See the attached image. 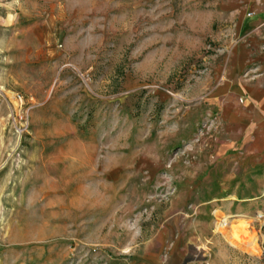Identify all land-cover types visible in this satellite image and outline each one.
Instances as JSON below:
<instances>
[{"label": "rangeland", "instance_id": "1", "mask_svg": "<svg viewBox=\"0 0 264 264\" xmlns=\"http://www.w3.org/2000/svg\"><path fill=\"white\" fill-rule=\"evenodd\" d=\"M232 1L0 0V264H264Z\"/></svg>", "mask_w": 264, "mask_h": 264}, {"label": "crops", "instance_id": "2", "mask_svg": "<svg viewBox=\"0 0 264 264\" xmlns=\"http://www.w3.org/2000/svg\"><path fill=\"white\" fill-rule=\"evenodd\" d=\"M231 5L236 18L234 29L240 36L247 38L245 40L250 46L248 47L246 42H239L232 48L228 81L224 83L227 91L233 89L235 92L246 94L245 111L241 114L236 109L231 110L230 107H224V111L229 112L235 119H247L245 123L251 131L254 128L264 130V83L242 84L238 79L240 70L249 59L256 58L255 60L264 70V49L258 52L253 50L257 42L264 46V0H233ZM244 10L252 11L251 15L247 16ZM218 97L215 100H218Z\"/></svg>", "mask_w": 264, "mask_h": 264}, {"label": "bare ground", "instance_id": "3", "mask_svg": "<svg viewBox=\"0 0 264 264\" xmlns=\"http://www.w3.org/2000/svg\"><path fill=\"white\" fill-rule=\"evenodd\" d=\"M225 219H226L225 217H223L222 219H220V224L223 225L224 224V221H226Z\"/></svg>", "mask_w": 264, "mask_h": 264}]
</instances>
